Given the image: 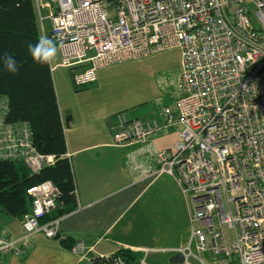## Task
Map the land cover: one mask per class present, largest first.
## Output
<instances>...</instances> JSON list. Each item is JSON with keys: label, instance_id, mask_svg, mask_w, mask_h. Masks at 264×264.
Instances as JSON below:
<instances>
[{"label": "built area", "instance_id": "2783aa9c", "mask_svg": "<svg viewBox=\"0 0 264 264\" xmlns=\"http://www.w3.org/2000/svg\"><path fill=\"white\" fill-rule=\"evenodd\" d=\"M33 1L42 36L53 40L75 87L94 82L99 69L179 49L173 100L160 106L159 119L117 114L115 124L109 120L113 143H140L125 159L137 178L167 173L187 197L194 250L189 243L174 251L181 264H207L204 253L211 264H264V0ZM167 129L177 140L155 148L152 138ZM30 138L25 124L5 122L0 104V159L36 174L54 157ZM26 195L20 235L0 228V260L25 255L38 232L58 233L60 217L46 219L58 188L45 180ZM70 251L82 258L85 247L76 242ZM101 258L126 264L118 255Z\"/></svg>", "mask_w": 264, "mask_h": 264}, {"label": "crops", "instance_id": "0c3cea01", "mask_svg": "<svg viewBox=\"0 0 264 264\" xmlns=\"http://www.w3.org/2000/svg\"><path fill=\"white\" fill-rule=\"evenodd\" d=\"M44 20L49 24L45 29L43 22L44 33L48 34L50 22ZM58 63L59 60L54 65L49 63L51 71L59 67ZM174 81L175 78L172 85ZM95 82L99 89L105 87V68L96 71ZM58 105L76 207L60 216L55 237L47 238L38 232L32 235L33 247L25 255H5L0 264H96L95 258L113 257L121 250L136 255L133 260H125L126 264H135L142 258L146 264H175L169 262V257L190 243L191 233L189 202L176 178L167 173L137 178L125 159L140 143H113L104 104L89 106L83 114ZM156 105L158 108L152 110L143 106L134 107L133 114L122 113L145 121L159 119V103ZM176 140V131L167 129L157 133L152 144L157 149H168ZM21 218L0 211V228L17 238ZM76 242L85 247L82 258L70 251ZM190 246L194 250L193 243ZM200 256L211 264L208 254ZM190 260L196 263L193 257Z\"/></svg>", "mask_w": 264, "mask_h": 264}, {"label": "trees", "instance_id": "16d2710c", "mask_svg": "<svg viewBox=\"0 0 264 264\" xmlns=\"http://www.w3.org/2000/svg\"><path fill=\"white\" fill-rule=\"evenodd\" d=\"M41 36L33 0H0V104L5 108V122L25 124L35 150L54 157L52 164L36 174H31L22 161L0 159V211L14 218H21L30 209L26 189L45 180L59 190L58 206L46 219L60 217L76 207L50 64L35 62L29 52V44L36 45ZM5 56L16 61L18 71L7 70ZM117 254L126 261L136 258L129 251ZM94 262L109 264L110 260L97 257Z\"/></svg>", "mask_w": 264, "mask_h": 264}, {"label": "rangeland", "instance_id": "374dc122", "mask_svg": "<svg viewBox=\"0 0 264 264\" xmlns=\"http://www.w3.org/2000/svg\"><path fill=\"white\" fill-rule=\"evenodd\" d=\"M43 22L47 29L48 21ZM58 60L57 50L51 65ZM179 67L180 51L175 48L141 60L124 61L105 67V87L100 86V89L95 81L83 87H75L71 71L66 67H54L51 74L61 108H71L74 112L83 114L89 106L104 104L105 118L114 123L115 116L122 111L133 114L134 107L146 106L148 110H152L158 108L157 103L159 107L170 103L174 87L171 82Z\"/></svg>", "mask_w": 264, "mask_h": 264}, {"label": "clouds", "instance_id": "9594fccd", "mask_svg": "<svg viewBox=\"0 0 264 264\" xmlns=\"http://www.w3.org/2000/svg\"><path fill=\"white\" fill-rule=\"evenodd\" d=\"M29 52L35 62L38 63H51L57 54V48L53 40L46 36H41L36 45L29 44ZM4 63L8 71L15 73L18 71L16 61L10 57H4Z\"/></svg>", "mask_w": 264, "mask_h": 264}, {"label": "water", "instance_id": "95a60500", "mask_svg": "<svg viewBox=\"0 0 264 264\" xmlns=\"http://www.w3.org/2000/svg\"><path fill=\"white\" fill-rule=\"evenodd\" d=\"M169 262L175 263V264H180L183 262V255L181 253H174L173 255H171L169 257Z\"/></svg>", "mask_w": 264, "mask_h": 264}]
</instances>
